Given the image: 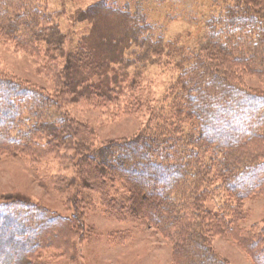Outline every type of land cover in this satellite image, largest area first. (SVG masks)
Instances as JSON below:
<instances>
[{
  "label": "trees",
  "instance_id": "obj_1",
  "mask_svg": "<svg viewBox=\"0 0 264 264\" xmlns=\"http://www.w3.org/2000/svg\"><path fill=\"white\" fill-rule=\"evenodd\" d=\"M44 1L0 0V42L29 52H42L44 44L61 102L75 94L95 104L115 100L141 67L163 58L176 72L161 98L168 104L150 107L133 136L96 144L87 125L51 117L58 99L2 74L0 153L35 161L54 154L73 164L103 213L154 227L170 243L175 264H229L212 247L221 233L264 264V223L250 230L238 224L244 201L264 196V0H213L217 12L194 43L155 34L140 7L132 13L129 4L99 0L69 15L90 23L74 50L63 47L61 13L49 12ZM108 17L115 24L103 32ZM247 77L262 86L247 85ZM130 97L136 104L126 113L141 105ZM54 179L60 185L67 178ZM72 203L73 215L63 217L17 194L0 197V264H33L49 246L68 247L83 227L76 197Z\"/></svg>",
  "mask_w": 264,
  "mask_h": 264
},
{
  "label": "rangeland",
  "instance_id": "obj_2",
  "mask_svg": "<svg viewBox=\"0 0 264 264\" xmlns=\"http://www.w3.org/2000/svg\"><path fill=\"white\" fill-rule=\"evenodd\" d=\"M96 1L99 0L44 1L49 12L61 13L58 21L66 36L63 42L66 50H74L81 37L90 31V23L71 20L69 15L77 14L76 11ZM107 1L118 6L129 4L132 13L137 7L142 8L154 26L155 34L164 35L166 40L180 36L182 42H188V38L190 43L203 33V21L217 12L213 0H170L162 5L155 0ZM106 19L102 20L103 32H109L108 26L115 24V17ZM40 49L44 51L46 46L41 44ZM43 51L29 52L19 49L13 42H0V75H8L39 88L59 102L61 93L58 97L54 96L57 91L54 68L48 69L49 63ZM174 71L173 66L164 62L163 58L160 64L147 63L140 68L135 82L126 87L117 99L95 104L78 98L77 94L69 95L68 99L60 101V107L52 111L55 115L51 117L55 119L59 115H68L76 122L87 125L94 132L96 144L131 137L146 124L150 107L159 106L161 102L168 104L161 98L174 81ZM245 82L249 86H262L259 80L252 77H247ZM130 93L140 98L141 105H136V111L126 113L124 108L135 107L136 104ZM57 175L66 177V181L59 185L54 179ZM12 194L29 198L63 217L73 215L74 197L80 207L83 226L80 233L71 238L68 247L54 245L43 249L34 257L33 264H175L170 243L154 227L134 219L107 216L102 211L99 195L81 186L74 165L54 154L35 161L24 154L0 153V197ZM243 209L245 217L239 221L240 227L250 230L254 225H263L264 196L246 199ZM211 243L216 253L229 264H254L230 233L215 235Z\"/></svg>",
  "mask_w": 264,
  "mask_h": 264
}]
</instances>
